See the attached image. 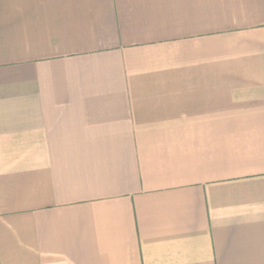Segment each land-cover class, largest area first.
<instances>
[{
  "label": "crops",
  "instance_id": "obj_1",
  "mask_svg": "<svg viewBox=\"0 0 264 264\" xmlns=\"http://www.w3.org/2000/svg\"><path fill=\"white\" fill-rule=\"evenodd\" d=\"M0 264H264V0H0Z\"/></svg>",
  "mask_w": 264,
  "mask_h": 264
}]
</instances>
